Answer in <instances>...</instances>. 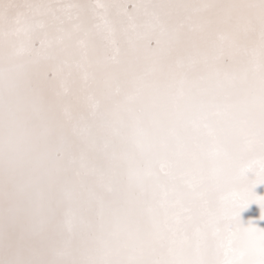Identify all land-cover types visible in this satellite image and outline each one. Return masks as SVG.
I'll return each mask as SVG.
<instances>
[{"label": "snow or ice", "instance_id": "obj_1", "mask_svg": "<svg viewBox=\"0 0 264 264\" xmlns=\"http://www.w3.org/2000/svg\"><path fill=\"white\" fill-rule=\"evenodd\" d=\"M258 186L264 0H0V264H264Z\"/></svg>", "mask_w": 264, "mask_h": 264}, {"label": "bare ground", "instance_id": "obj_2", "mask_svg": "<svg viewBox=\"0 0 264 264\" xmlns=\"http://www.w3.org/2000/svg\"><path fill=\"white\" fill-rule=\"evenodd\" d=\"M256 192L258 193V194H261V195H264V186H258L257 188H256ZM256 214V212H255V210L253 211V213H252V215H255ZM247 213H245L244 214V220H245V222H246V220H247ZM261 226H264V225H261Z\"/></svg>", "mask_w": 264, "mask_h": 264}]
</instances>
